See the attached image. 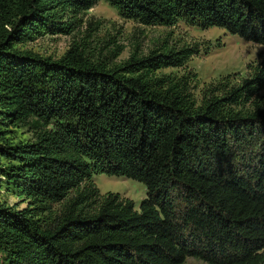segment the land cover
<instances>
[{
    "label": "trees",
    "instance_id": "trees-1",
    "mask_svg": "<svg viewBox=\"0 0 264 264\" xmlns=\"http://www.w3.org/2000/svg\"><path fill=\"white\" fill-rule=\"evenodd\" d=\"M98 0H0V264H264V52L240 79L183 67L197 45L113 65L75 41L59 57L19 45L70 33ZM142 24L220 26L264 44V0H105ZM119 46L114 55L119 54ZM19 122L31 138L13 141ZM6 162H2V158ZM143 182L101 192L92 175Z\"/></svg>",
    "mask_w": 264,
    "mask_h": 264
},
{
    "label": "rangeland",
    "instance_id": "rangeland-1",
    "mask_svg": "<svg viewBox=\"0 0 264 264\" xmlns=\"http://www.w3.org/2000/svg\"><path fill=\"white\" fill-rule=\"evenodd\" d=\"M82 23L70 33H42L33 39L19 43L23 48L33 49L41 55L53 58L61 56L72 42L79 43L86 54L94 60H103L108 65L119 63L132 52L145 54L154 47L168 45H197L198 52L192 54L183 67H165L161 71L182 72L192 69L197 74V87L204 82L217 80L229 74L232 79H240L249 70L248 65L259 60V52H264V44L255 43L232 34L220 26L199 27L178 21L173 25L142 24L122 17L105 0H98L92 7L80 14ZM121 46L119 54L114 55ZM264 93V88L261 90ZM6 136L13 141H25L32 136L28 126L19 122L6 130ZM2 162H6L3 157ZM92 178L101 192L114 191L132 198L135 206L146 196L143 182L125 176L95 173ZM0 197L9 204L24 206L26 201L8 190L6 185ZM3 253L0 251V262ZM182 264H209L205 260L189 256Z\"/></svg>",
    "mask_w": 264,
    "mask_h": 264
}]
</instances>
